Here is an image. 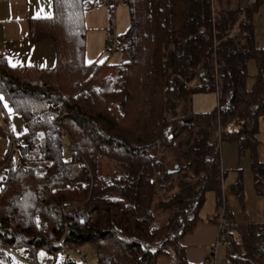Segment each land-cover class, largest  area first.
I'll return each mask as SVG.
<instances>
[{
	"label": "trees",
	"instance_id": "trees-1",
	"mask_svg": "<svg viewBox=\"0 0 264 264\" xmlns=\"http://www.w3.org/2000/svg\"><path fill=\"white\" fill-rule=\"evenodd\" d=\"M88 1L52 0L49 18L29 22L30 41H52L53 67H11L0 55V95L25 126L23 144L3 161L0 245L26 264H62L64 249L87 256L88 248L97 264H190L181 242L207 193L211 222L223 207L234 223L223 143L248 156L264 197V50L253 21L264 0L234 9L221 0H98L109 19L103 50L120 58L112 65L100 62L102 51L85 62ZM118 5L128 13L123 34L113 30ZM249 59L257 68L250 90ZM212 91L216 107L195 113L193 95ZM229 188L242 197L241 179ZM234 224L227 263L264 264V224ZM212 251L201 264H214Z\"/></svg>",
	"mask_w": 264,
	"mask_h": 264
},
{
	"label": "crops",
	"instance_id": "crops-1",
	"mask_svg": "<svg viewBox=\"0 0 264 264\" xmlns=\"http://www.w3.org/2000/svg\"><path fill=\"white\" fill-rule=\"evenodd\" d=\"M215 1L217 0H213L214 4ZM237 1V7L244 8L251 0ZM124 10L115 8L116 20L113 29L115 34H123L127 28V19L121 23L118 22L120 20L119 13L123 15ZM84 14L87 44L89 38L94 34L96 38L92 39L91 43L94 44L95 40L96 43L100 41L99 45L95 46V53L89 59L90 62L96 59L103 50L105 33L109 25V23L107 24L108 13L107 8L100 1L90 0L85 3ZM51 15L52 0H0V55L6 59L9 66L13 67L14 64L15 67L41 69L54 66L55 49L52 41L48 39L30 41L27 38L31 20L49 18ZM253 21L256 46L264 50V1L254 15ZM5 128H8L14 137H21L25 132V126L19 114H9L5 119L3 111L0 109V191L8 174L3 161L11 152L10 137L5 133ZM225 144H227L225 147L221 146L220 160L223 173L222 188L226 193L224 200L230 217L238 225L264 224V197L255 191L254 176L250 170L249 158L248 156L240 157L234 144ZM260 144L263 143L260 142ZM260 149L259 147V159L264 162V148ZM242 159L245 161L241 162ZM238 179H241L243 185L241 198L227 194L229 187ZM211 202L212 208L209 213L204 216L200 215V220L193 231L185 236L181 242L185 250L186 261L190 264L203 263L217 241V224L211 222V219L216 215L214 195L211 197ZM220 247L223 253L218 254ZM220 247L217 248L216 253L223 256L225 247Z\"/></svg>",
	"mask_w": 264,
	"mask_h": 264
},
{
	"label": "rangeland",
	"instance_id": "rangeland-1",
	"mask_svg": "<svg viewBox=\"0 0 264 264\" xmlns=\"http://www.w3.org/2000/svg\"><path fill=\"white\" fill-rule=\"evenodd\" d=\"M224 4H226L230 9H234L235 5H236V7L238 6V1L236 2V0H221V5H224ZM117 7L124 10V7L122 5H118ZM223 7H221V8H223ZM124 11H125L123 14L124 16L121 15V13H119V15H118V17L120 19V20H118L119 23H121V21H124L126 19L128 22V13H127L126 9ZM126 16H127V18H126ZM238 18H241V16L239 15ZM115 20H116V17H114V21ZM108 23H109V19L107 18V24ZM95 36L96 35L94 34L92 37L89 38L88 44L86 41V46H85V62L86 63L89 62V59L95 53V48H96L95 46L99 45L100 41H98V43H96V40H95L94 44L91 43V40L96 38ZM103 48H104V42H103ZM102 52H103V55L101 56L102 58H100V62H102V63H105V61H107V64L112 65L113 63L118 62L120 59L118 53H114L108 57V55L105 54L104 50H102ZM102 52H101V54H102ZM246 72H247L246 89L250 90L252 88V85L254 83V78H255L256 73H257V68H256V64H255L254 60L249 59V61L247 62V66H246ZM216 104H217L216 93L213 91L212 92H206V93H196L192 97V109L195 113L210 112L216 107ZM257 140L259 142L263 143L260 146V148L261 149L264 148V118L259 120ZM66 145L67 144L65 143V148H68L69 146H66ZM222 145H223L222 147H225V145H227V144L223 143ZM230 145H232V144H230ZM242 161H245V159H242L241 162ZM211 197H213V194L207 193L206 200H205L204 205L200 211L201 216H204L206 213H209V211L211 210V208H212ZM85 252L88 256L89 264H97L95 251L88 248V249H86ZM217 253L218 254L223 253L221 247Z\"/></svg>",
	"mask_w": 264,
	"mask_h": 264
},
{
	"label": "built area",
	"instance_id": "built-area-1",
	"mask_svg": "<svg viewBox=\"0 0 264 264\" xmlns=\"http://www.w3.org/2000/svg\"><path fill=\"white\" fill-rule=\"evenodd\" d=\"M5 133L10 137L11 142V151L16 150L18 147H20L23 144V140L19 137H14L9 132L8 128H5ZM235 224L230 222L225 215L224 208L221 207L220 213L218 215V223H217V229H218V235H217V241L213 247L212 251V258L214 261V264H228L227 260L224 256H220L216 253V250L219 246L226 247V241H225V233L228 230L234 229ZM46 224L43 223L41 225V229H45ZM59 244L62 245V242ZM0 256L3 257L4 260L0 259V264H26L24 259L14 250L9 249L7 247H3L0 245ZM63 263H66V260L69 258L70 260L77 261L79 264H88V257L81 252H70L68 250L64 249L63 253ZM5 261V262H3Z\"/></svg>",
	"mask_w": 264,
	"mask_h": 264
},
{
	"label": "snow or ice",
	"instance_id": "snow-or-ice-1",
	"mask_svg": "<svg viewBox=\"0 0 264 264\" xmlns=\"http://www.w3.org/2000/svg\"><path fill=\"white\" fill-rule=\"evenodd\" d=\"M12 66L15 67L14 64H13ZM0 105H2V106L7 110V112H8L9 114L12 113L13 110H12L11 108L8 107L7 103H6L5 100H4V97H3L2 95H0Z\"/></svg>",
	"mask_w": 264,
	"mask_h": 264
},
{
	"label": "water",
	"instance_id": "water-1",
	"mask_svg": "<svg viewBox=\"0 0 264 264\" xmlns=\"http://www.w3.org/2000/svg\"><path fill=\"white\" fill-rule=\"evenodd\" d=\"M201 76H202V74H201Z\"/></svg>",
	"mask_w": 264,
	"mask_h": 264
}]
</instances>
